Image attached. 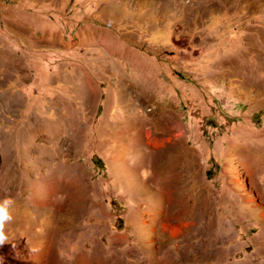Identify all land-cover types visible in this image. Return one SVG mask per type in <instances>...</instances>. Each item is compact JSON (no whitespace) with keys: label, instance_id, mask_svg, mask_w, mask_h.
Wrapping results in <instances>:
<instances>
[{"label":"rangeland","instance_id":"obj_1","mask_svg":"<svg viewBox=\"0 0 264 264\" xmlns=\"http://www.w3.org/2000/svg\"><path fill=\"white\" fill-rule=\"evenodd\" d=\"M260 133L264 0H0V264H264Z\"/></svg>","mask_w":264,"mask_h":264},{"label":"bare ground","instance_id":"obj_2","mask_svg":"<svg viewBox=\"0 0 264 264\" xmlns=\"http://www.w3.org/2000/svg\"><path fill=\"white\" fill-rule=\"evenodd\" d=\"M147 136H148L149 142L152 143L155 147H159V146L163 145L165 143V140H166L165 138H155V139H153L152 138V132L150 130H147ZM257 136H258V138H261V137L264 136V134L260 133ZM139 139H141V136H140ZM259 147L260 146H254L253 144L251 146L243 145V144H238V145L235 146L236 149L241 151L240 157L241 158L244 157L243 158L244 159L243 162L247 161V165H248L247 169L250 172H252L253 170H257L258 171L259 169H261L260 166H264V155L261 154L263 151H260L261 149ZM210 252H212V250H210ZM209 256H210V254H209Z\"/></svg>","mask_w":264,"mask_h":264},{"label":"clouds","instance_id":"obj_3","mask_svg":"<svg viewBox=\"0 0 264 264\" xmlns=\"http://www.w3.org/2000/svg\"><path fill=\"white\" fill-rule=\"evenodd\" d=\"M15 203L16 201L8 196L0 200V245L8 241L5 226L13 220L11 210L14 208ZM31 251H34V249H31Z\"/></svg>","mask_w":264,"mask_h":264}]
</instances>
